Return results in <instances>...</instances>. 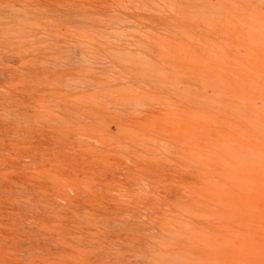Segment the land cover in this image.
Masks as SVG:
<instances>
[{"label":"rangeland","instance_id":"rangeland-1","mask_svg":"<svg viewBox=\"0 0 264 264\" xmlns=\"http://www.w3.org/2000/svg\"><path fill=\"white\" fill-rule=\"evenodd\" d=\"M0 264H264V0H0Z\"/></svg>","mask_w":264,"mask_h":264}]
</instances>
